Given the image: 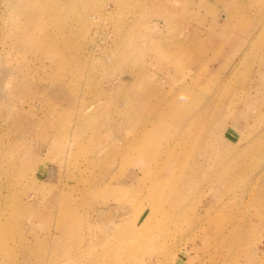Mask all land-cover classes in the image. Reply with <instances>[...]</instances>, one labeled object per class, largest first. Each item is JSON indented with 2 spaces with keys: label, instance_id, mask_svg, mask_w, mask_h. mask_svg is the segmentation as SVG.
I'll use <instances>...</instances> for the list:
<instances>
[{
  "label": "rangeland",
  "instance_id": "rangeland-1",
  "mask_svg": "<svg viewBox=\"0 0 264 264\" xmlns=\"http://www.w3.org/2000/svg\"><path fill=\"white\" fill-rule=\"evenodd\" d=\"M0 264H264V0H0Z\"/></svg>",
  "mask_w": 264,
  "mask_h": 264
},
{
  "label": "bare ground",
  "instance_id": "bare-ground-1",
  "mask_svg": "<svg viewBox=\"0 0 264 264\" xmlns=\"http://www.w3.org/2000/svg\"><path fill=\"white\" fill-rule=\"evenodd\" d=\"M177 102V101H176ZM177 103H181V101L180 102H177ZM243 112L246 114V111L245 110H243L242 112L240 111V113L242 114V115H245V114H243ZM201 116H203V114H201ZM200 116V117H201ZM193 123H196L195 121H193ZM217 157H220V155H217ZM207 159V158H206ZM207 162H208V160H207ZM197 163V162H196ZM198 163L199 164H196V167H195V169H194V173H196L197 175L198 174H200L201 173V169L203 170V164L202 165H200V161H198ZM189 177V176H188ZM187 177V178H188ZM193 177V176H192ZM189 178H191V177H189ZM194 178V177H193ZM188 182V181H187ZM230 183V182H229ZM187 184V183H186Z\"/></svg>",
  "mask_w": 264,
  "mask_h": 264
}]
</instances>
